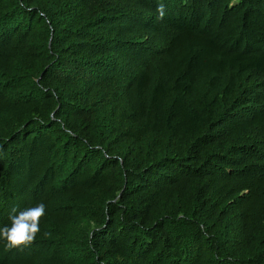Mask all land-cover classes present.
I'll list each match as a JSON object with an SVG mask.
<instances>
[{
	"label": "trees",
	"instance_id": "obj_1",
	"mask_svg": "<svg viewBox=\"0 0 264 264\" xmlns=\"http://www.w3.org/2000/svg\"><path fill=\"white\" fill-rule=\"evenodd\" d=\"M38 202L0 264H264V0H0V227Z\"/></svg>",
	"mask_w": 264,
	"mask_h": 264
},
{
	"label": "clouds",
	"instance_id": "obj_2",
	"mask_svg": "<svg viewBox=\"0 0 264 264\" xmlns=\"http://www.w3.org/2000/svg\"><path fill=\"white\" fill-rule=\"evenodd\" d=\"M156 11L157 18L163 19L166 14L165 5L160 3ZM45 211L46 205L43 202L19 210L12 209L9 216L10 226L0 227V240L6 241L7 248L30 245L40 232L39 225ZM44 235L50 236L51 233L46 232Z\"/></svg>",
	"mask_w": 264,
	"mask_h": 264
}]
</instances>
